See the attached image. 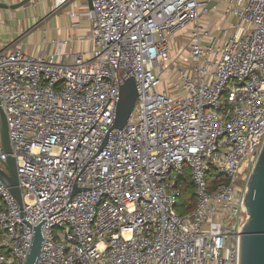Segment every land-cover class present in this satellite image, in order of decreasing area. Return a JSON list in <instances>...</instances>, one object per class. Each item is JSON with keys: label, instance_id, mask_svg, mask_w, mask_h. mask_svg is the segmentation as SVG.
<instances>
[{"label": "built area", "instance_id": "1", "mask_svg": "<svg viewBox=\"0 0 264 264\" xmlns=\"http://www.w3.org/2000/svg\"><path fill=\"white\" fill-rule=\"evenodd\" d=\"M91 1L89 53L66 39L33 56L0 35L23 199L0 179V264H24L38 226L36 264H239L264 146V0ZM189 25V56L169 65ZM129 79L134 111L111 130ZM187 181L196 205L182 214Z\"/></svg>", "mask_w": 264, "mask_h": 264}, {"label": "water", "instance_id": "2", "mask_svg": "<svg viewBox=\"0 0 264 264\" xmlns=\"http://www.w3.org/2000/svg\"><path fill=\"white\" fill-rule=\"evenodd\" d=\"M33 0H21L14 4L0 2V10H18ZM88 8L93 10L91 0ZM138 97L134 79H129L122 87L120 101L116 109V120L111 130H122L128 124L134 111ZM0 146L6 154V160L0 159V179L9 188L10 192L22 207L23 199L19 187L17 165L10 143L9 128L6 114L0 106ZM244 206L247 210L246 219L241 233L239 244V264H264V146L249 176ZM44 235L41 226L34 229L31 245L24 264H36L42 249Z\"/></svg>", "mask_w": 264, "mask_h": 264}, {"label": "rangeland", "instance_id": "3", "mask_svg": "<svg viewBox=\"0 0 264 264\" xmlns=\"http://www.w3.org/2000/svg\"><path fill=\"white\" fill-rule=\"evenodd\" d=\"M7 2L8 4L16 3L15 0H7ZM84 2L85 0H70L69 2L64 3L63 5L58 7L56 0H33L31 3L18 10L10 12L0 11V14L2 15L0 17V27L15 29L18 34L21 35V39L23 40L31 35H34V37H36V40L34 41L33 47L37 44L38 46L40 44L42 45V42H40L42 39L45 42L65 40L69 35L68 31H70L71 28L75 29V26L73 25L77 26V22L71 19L70 14L75 13L76 15H78L80 3L83 6ZM9 13L11 15H9ZM227 23L238 25V21L232 19H228ZM192 27L193 25L185 27L173 38V55L172 61L169 62V65L173 61H184L188 58L190 53L189 34L192 30ZM88 28L89 26L87 27V30ZM58 29L60 30V33L57 34ZM86 34L87 36L85 37L89 39V31ZM3 37L4 36H2V38ZM90 46V42L87 41L83 44L82 49L89 51ZM73 48L75 51H78L80 49L78 38L74 40ZM169 76L170 70H166L165 73H163L162 78V81L164 83L160 89L164 87L168 88V86L170 87ZM182 185H185V182H182ZM190 190L192 193H194L193 187H191Z\"/></svg>", "mask_w": 264, "mask_h": 264}, {"label": "crops", "instance_id": "4", "mask_svg": "<svg viewBox=\"0 0 264 264\" xmlns=\"http://www.w3.org/2000/svg\"><path fill=\"white\" fill-rule=\"evenodd\" d=\"M65 0H57V4H63ZM0 2H7V0H0ZM79 2V1H78ZM8 3V2H7ZM79 11H78V15H76L73 20H75L77 22V26H75V29L71 28L69 32V35L67 37V39H72V40H76V38H78V44L80 49L78 51H75L73 48V45L71 46V49L73 52H81V53H89L91 48H92V43L89 39H87V34L88 31L90 33V28H91V24H90V19L88 17V15H86L87 12H89V8H88V0H85L83 6L80 3L79 6ZM0 11H11V10H0ZM9 15H11L9 13ZM2 15L0 14V17ZM89 26L88 30L87 27ZM0 33L2 34L3 39L5 41V43L7 45H11L12 48L18 47L21 48L24 52H26L29 55H33V56H38V55H49L51 53H54L57 50V43L59 41H63V40H56L53 42H45L43 39L40 41L42 42V45L40 44L38 46L34 45V41L36 40V37H34V35H31L27 38H25V40L21 39V35L18 34V32L13 29V28H6V27H0ZM60 33V30H57V34ZM0 34V35H1ZM66 36H67V30H66ZM21 39V40H20ZM80 39H82V41H80ZM66 40V39H65ZM87 41L90 42V49L88 50H83L82 46L84 43H86ZM74 44V42H73ZM37 52V53H36ZM166 89V87H164Z\"/></svg>", "mask_w": 264, "mask_h": 264}, {"label": "trees", "instance_id": "5", "mask_svg": "<svg viewBox=\"0 0 264 264\" xmlns=\"http://www.w3.org/2000/svg\"><path fill=\"white\" fill-rule=\"evenodd\" d=\"M210 183H212V186L214 184H227V181L224 180L220 175H218L216 172H212L210 176ZM191 184L190 181H187L185 184V188L183 190V198H182V205L179 210L182 214L192 211L195 208L196 200L194 197V193L191 192ZM186 206V207H185Z\"/></svg>", "mask_w": 264, "mask_h": 264}]
</instances>
